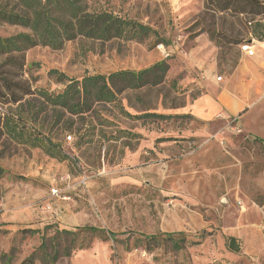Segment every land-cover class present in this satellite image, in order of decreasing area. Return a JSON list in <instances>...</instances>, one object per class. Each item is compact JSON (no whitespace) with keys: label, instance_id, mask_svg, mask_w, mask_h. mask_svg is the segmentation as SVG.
<instances>
[{"label":"rangeland","instance_id":"rangeland-1","mask_svg":"<svg viewBox=\"0 0 264 264\" xmlns=\"http://www.w3.org/2000/svg\"><path fill=\"white\" fill-rule=\"evenodd\" d=\"M84 4L89 13L108 12L131 19L154 33L143 41L80 36L61 49L35 46L25 52L22 78L33 89L60 92L67 82H57L56 75L49 73L52 70L65 79L79 80L86 75L138 71L165 59L169 64L166 83L176 81L172 95L178 98L177 104L186 106L191 96L205 93V80L193 63L215 60L213 75L223 84L245 55L239 46L250 39L247 25L240 44L221 50L215 47L200 31L203 0H84ZM21 32L28 30L0 23V37ZM247 57L256 58V53ZM3 59L0 56V63ZM2 69L13 70L10 66ZM247 70L255 73L252 81L240 75L235 85L240 90L245 85L254 96L243 100L245 109L237 118L203 122L174 117L143 122L127 119L118 109L98 106L91 116L112 125L92 130L73 117L75 124L66 130L47 107L26 125V132H40L58 144L67 159L51 158L39 148L4 138L0 144L4 172L0 179V264L7 257L9 264H20L31 254H35L33 264H264V73L253 64ZM119 98L131 115L145 110L186 115L185 106L172 109L167 102L163 107L146 90L125 92ZM32 102L33 106L23 107L24 117L29 110L42 108L39 101ZM119 130L134 136L119 134L118 141L106 142L105 137ZM92 132L96 135L88 140ZM84 226L116 237L78 236L83 248L70 249L68 257L52 262L42 256L52 255L54 248L70 247V237L57 231L74 232ZM22 230L39 233L22 235ZM162 233H181L184 245L176 249L171 241L158 238L157 243L142 240L133 247L143 235ZM230 237L235 239L237 252L227 247ZM43 241L47 254L39 249Z\"/></svg>","mask_w":264,"mask_h":264},{"label":"trees","instance_id":"trees-1","mask_svg":"<svg viewBox=\"0 0 264 264\" xmlns=\"http://www.w3.org/2000/svg\"><path fill=\"white\" fill-rule=\"evenodd\" d=\"M202 13L204 17L200 21V24H203L200 31L205 32L209 41L221 50L240 44L244 40L242 31L246 30L247 25L259 26L258 18L264 17V0H203ZM245 17H249V20ZM227 18L230 21H227ZM0 23L28 30L13 36L0 37V56L4 57L0 63V144L2 145L6 138L17 144L25 143L32 148H39L51 158L67 159L59 145L40 132L34 130L31 134L26 132L28 129L26 125L35 120V117L47 107L55 113L56 123L62 122L61 127L66 130H70L75 124L73 117L82 121L80 125H86L92 130L96 129L97 125L100 127L112 125V122L100 116H91L98 106L118 109L124 117L133 121L192 118L188 114L172 116L149 113L146 110L144 113L131 115L122 106L119 97L123 93L140 90L154 93L163 107H166L167 102L171 103L169 108L172 109L185 106V104H177L178 98L172 95L176 89V81L166 83L169 64L165 59L138 71L120 70L107 75H86L79 80L65 79L62 74L52 70L49 73L56 75L57 82L62 83L63 80L67 82L63 89L56 93L33 89L28 80L22 79L26 67L25 52L35 46L61 49L65 42L80 36L99 41L113 39L143 41L154 33L151 28L143 24L108 12L89 13L86 11L84 0H0ZM5 66H10L13 70H3ZM198 96H191V101ZM32 101H39L42 108L38 112L29 110L24 117L23 107L33 106ZM3 105L8 107L7 111L3 110ZM65 116L68 118L64 121ZM119 134L134 136L125 130H119L111 137H105L106 142L118 141L121 139ZM95 135L92 132L88 140H92ZM3 173L0 167V179ZM38 233L37 230L21 231L22 235ZM57 234L70 237L69 248L64 246L58 250L53 247V254L48 255L45 241L39 246L42 254H47L42 256L50 257L52 262L60 256L68 257L70 249H82L83 244L77 242L78 236H91L104 240H114L116 237L114 233L90 226L77 228L74 232L57 231ZM41 238L43 239V234ZM158 238L171 241L176 249H180L185 242L181 233H162L153 236L143 235L142 239L140 237L141 240L138 238L134 241L133 247L141 245L142 240L147 243H157ZM227 247L230 251L237 252L234 238L228 239ZM34 257L35 254H31L20 264H33ZM8 260L10 257H7L4 264H9Z\"/></svg>","mask_w":264,"mask_h":264},{"label":"crops","instance_id":"crops-1","mask_svg":"<svg viewBox=\"0 0 264 264\" xmlns=\"http://www.w3.org/2000/svg\"><path fill=\"white\" fill-rule=\"evenodd\" d=\"M258 23L259 26H251L248 40L256 53V58H249L244 53L233 73L224 77L223 84L216 82L214 78L213 73L217 67L215 60L200 59L193 63L194 69H200L199 77L205 80L203 83L205 93L188 102L182 109L185 114L203 122H211L218 117L237 118L241 115L245 109L243 100L251 99L254 95L245 85L240 90L235 83L240 75L245 76L248 83L252 81L255 73L247 70L248 64H253L254 67H258L260 73H264V17L258 20Z\"/></svg>","mask_w":264,"mask_h":264},{"label":"built area","instance_id":"built-area-1","mask_svg":"<svg viewBox=\"0 0 264 264\" xmlns=\"http://www.w3.org/2000/svg\"><path fill=\"white\" fill-rule=\"evenodd\" d=\"M240 50L245 53L247 56H252L254 53V50L251 46V43H249L248 41H244L243 44H241L239 46ZM221 78H218V80H220ZM68 141L71 139V137H67L66 138Z\"/></svg>","mask_w":264,"mask_h":264}]
</instances>
